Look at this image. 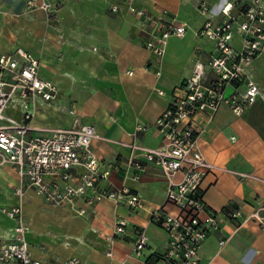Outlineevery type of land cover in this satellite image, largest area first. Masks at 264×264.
I'll use <instances>...</instances> for the list:
<instances>
[{"label":"crops","instance_id":"1","mask_svg":"<svg viewBox=\"0 0 264 264\" xmlns=\"http://www.w3.org/2000/svg\"><path fill=\"white\" fill-rule=\"evenodd\" d=\"M30 1L37 5L44 2L0 0V54L20 48L32 53L40 61L41 77L59 88L51 105H39L31 135L95 127L105 140H95L92 148L102 172H110L99 188L126 187L145 203L144 210H136L110 200L86 207L80 200L77 210L86 209V214L80 215L76 209L53 206L29 191L24 209L31 229L27 238L32 256L43 264L73 258L83 264H157L169 237L151 217L165 205L167 183L151 163H144L140 181L128 177L133 172H128L131 152L126 144L135 141L150 149L163 145L156 127L158 118L171 104L174 92L192 76L196 63L206 64L214 52V44L199 36L207 20L200 5L213 6L223 0H133L136 8L152 15L168 10L179 23L189 26L184 38L170 39L161 61L146 49L141 21L128 12L130 0H47L57 6L53 15L35 7L29 10ZM251 1L238 0L237 7ZM114 6L118 11H113ZM158 70L161 77L156 75ZM249 75L260 87L261 97L242 116L223 106L213 123L199 120L204 130L200 136L203 153L209 162L229 171L210 174L203 185L204 202L220 217L222 230L204 242L199 264H264L260 225L255 220L241 224L264 204V111L251 109L256 104L264 108V52L253 62ZM8 114L22 121L19 110ZM138 125L146 130L134 137ZM234 173L250 174L258 180ZM19 185L14 166L0 165L1 207L16 205ZM232 209H240L244 218L229 219ZM117 220L126 222L127 235L116 242L109 257L107 238ZM14 225L0 213V240L11 239ZM51 230L73 249L72 254L57 256L50 251L46 244ZM142 231L149 242L137 257L133 245ZM222 240H227L224 247L220 246Z\"/></svg>","mask_w":264,"mask_h":264},{"label":"built area","instance_id":"2","mask_svg":"<svg viewBox=\"0 0 264 264\" xmlns=\"http://www.w3.org/2000/svg\"><path fill=\"white\" fill-rule=\"evenodd\" d=\"M237 3L238 0H223L213 6L204 2L200 5L199 10L207 20L199 36L214 44V52L206 64L196 63L192 76L174 92L171 104L158 118L156 127L163 137V145L150 149L135 141L126 144L131 152L128 172H133L128 177L140 181L145 172L144 163H151L159 168L167 183L165 205L151 217L169 237L166 251L157 264H199L204 242L222 230L220 217L209 211L204 202L203 185L210 174L229 171L209 162L203 153L200 136L204 130L199 120L213 123L223 106L236 116H242L261 97V89L249 70L264 52V0H252L240 8ZM33 7L49 15L57 10V6L47 0L40 5L30 1L28 9ZM113 11H118V7L114 6ZM128 12L141 21L145 47L158 61L164 58L171 38L182 39L188 32L187 23H179L168 10L152 15L136 8L130 0ZM40 66L39 59L21 48L0 54V165L11 164L20 178L15 190L16 205L0 206V213L15 223L11 239L0 240V264H43L33 258L27 238L31 229L24 204L29 191L56 207L77 210L80 200L86 207L110 200L116 204L126 203L136 210L145 209L144 201L126 187L99 188L110 172H102L93 151L95 140H105L95 127L43 130L49 134L31 135L34 130L31 123L39 105H51L59 94L55 83L41 77ZM156 75L161 77L162 72L158 70ZM230 87L234 92L227 97ZM10 110H19L22 121L9 115ZM145 130V126L138 125L133 136ZM234 174L258 180L250 174ZM167 207L174 211H166ZM77 212L85 215L86 209ZM228 218L241 220L244 217L240 209H232ZM249 220H255L264 235V204L241 224ZM126 235V222L115 221L112 234L107 238V256H113L116 242ZM148 242V236L142 231L133 245L137 257L143 255ZM226 243L227 240H222L220 246ZM60 264L83 263L73 258Z\"/></svg>","mask_w":264,"mask_h":264},{"label":"rangeland","instance_id":"3","mask_svg":"<svg viewBox=\"0 0 264 264\" xmlns=\"http://www.w3.org/2000/svg\"><path fill=\"white\" fill-rule=\"evenodd\" d=\"M233 92H234V90L231 87L228 88V90H227V97H229L230 95H232ZM258 105L259 104H256L251 109L252 110H263L264 111V108L262 109ZM28 193L29 192H27L25 196H27ZM25 199H26V197H25ZM54 232H56V231L55 230H51L50 231V234H52L51 237H50L51 239L48 240V242L46 244V246H48V248L50 249V251L53 252L57 256H63V255H70V254H72L73 253V249L69 248L68 245L64 244L63 243V240L61 238H59L57 236L55 237L56 234Z\"/></svg>","mask_w":264,"mask_h":264}]
</instances>
